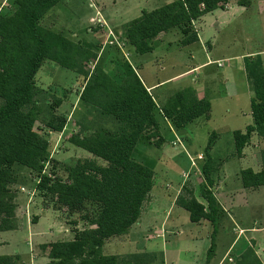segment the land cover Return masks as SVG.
Instances as JSON below:
<instances>
[{"label": "trees", "instance_id": "obj_1", "mask_svg": "<svg viewBox=\"0 0 264 264\" xmlns=\"http://www.w3.org/2000/svg\"><path fill=\"white\" fill-rule=\"evenodd\" d=\"M0 11V232L11 231L15 223V198L12 188L23 182L24 173L36 180L37 197L67 218L78 216L71 223L84 222L75 229L71 240L42 245L47 262L41 264H155L151 253L105 256L103 245L114 237L126 235L140 218L141 209L153 187L152 169L137 163L133 153L144 139L155 146L161 117L172 129L181 131L194 120H209L211 104L206 99L194 100L175 94L157 108L138 76L129 68L125 77L115 80L96 66L87 71L83 58L86 45L75 44L65 35L42 25L44 17L58 0H7ZM228 0H172L125 24L121 39L138 55L153 50L155 39L176 29L182 35L180 45L198 41L193 23L217 9ZM93 55V54H92ZM45 62L76 73L84 79L79 103L96 122L79 123L70 144L89 153L92 159L78 160L65 167V174L55 172L57 163L51 156L49 133L61 134L67 126L62 114L63 98L51 90L37 87L36 75ZM244 72L251 91L252 124L244 131H234L235 155L240 157L252 135L264 139V66L259 56L244 60ZM108 125L112 129L108 128ZM216 133L210 135L206 152L212 149ZM261 170L244 169L240 181L244 189L264 187V151L259 155ZM97 160H102L101 165ZM52 163L53 169L46 172ZM54 164V165H53ZM214 173L210 157L201 167L199 193L204 204L197 201L190 189L176 200L188 213L191 223L207 221L213 228L211 246L204 264H209L214 248V235L223 211L212 194ZM17 256H0V264H18ZM234 264H262L251 246L234 257Z\"/></svg>", "mask_w": 264, "mask_h": 264}, {"label": "rangeland", "instance_id": "obj_2", "mask_svg": "<svg viewBox=\"0 0 264 264\" xmlns=\"http://www.w3.org/2000/svg\"><path fill=\"white\" fill-rule=\"evenodd\" d=\"M59 1L58 9L56 7V10H59L56 13L58 18L56 31L62 29L63 33L73 41L94 44L98 43L97 41H101L100 34L103 35L102 33H99L98 37L95 36L94 38L92 33L86 32L88 25H90L88 22L89 18L95 16V7L100 5V0ZM228 1L230 3L229 10L223 11L226 14L212 25L215 29L209 31L210 35L204 36L207 37L206 40L212 46L209 50L201 48L199 43L182 48L180 46L182 35L175 29L168 32L164 39L165 42L169 43L167 50L158 48L151 54L136 55L140 60L139 63L134 62L131 58L127 59L130 65L137 70L138 75L143 79L145 78V81L146 79L149 82L171 79L155 92L159 97L162 96V98H159L161 99L160 104L177 93L188 97L190 95L197 97L198 90H200L199 94H203L207 100L211 101L212 109L208 121L203 118L196 119L187 125L185 129L178 132L159 119V136L163 140L162 143L159 146H155L154 141L156 139L152 143L144 139L139 141L133 153V159L137 163L152 169L156 182H163L170 174H172L171 179L173 181L179 182L182 180V173L185 174L186 171H189L187 172V179H183L186 183L192 184L193 188L197 187L198 193L202 183L201 167L205 163V157L202 155L197 160V156L205 154L206 146L212 133L218 135L213 154L215 156L229 157L228 164L218 174V178L225 177L223 188L226 186L239 187V171L253 168V163L249 159L232 157V153L235 150L233 132L243 129L245 123H249L243 115H239L240 109L249 110V100L245 97L243 59L245 60L248 56L251 58L259 56L264 66V0ZM103 2L105 5H111L112 0H103ZM121 2L123 1L116 0V6L107 8L106 12L118 11L122 7ZM134 2L136 4L138 2L142 3L143 0ZM90 4L95 6L91 7ZM7 5V0H0V11H3ZM144 9L149 11L153 8L145 6ZM218 13L220 14L221 11L219 10ZM207 23L211 24V22ZM69 31L77 33L74 36L76 39L70 37ZM109 44H114V40L112 43L109 41ZM109 49L114 52L112 48L108 47L107 50ZM129 49L134 56L133 49ZM160 56H164L161 61L157 60ZM101 60L97 64L100 68H102ZM207 61H218L222 67H217L216 64L218 62H213L206 67L184 74L193 66ZM124 62L122 55L114 59L117 69L119 65V69L124 70L127 66ZM102 63L103 65L107 64V69L109 68L105 57ZM89 66H87V71L89 72L96 67ZM235 66H238L236 68L242 67L237 70L234 68ZM180 74L182 75L180 76ZM228 74L236 78L234 84L237 96L234 98L229 97L234 87L223 80V77ZM35 81L37 87L51 90L50 94L52 96L63 98L61 112L67 115V126L61 134L49 133L47 140L52 145L51 156L57 163L54 171L64 176L65 167L74 164L78 160L93 158L89 153L74 147L69 142L70 136L79 131V123L82 121L85 124L96 122L94 115L86 114L84 106L77 101L79 100L78 93H80L78 90H80L84 80H77L76 74L72 71L63 69L52 62H45L38 71ZM1 105H3V101L0 99ZM108 128L112 129L110 125H108ZM176 138L181 139L182 144L177 142L176 146L173 143ZM253 142H258V138L255 137ZM260 149L264 150V147L260 146L255 149V152H260ZM189 157L195 161V166L191 167V170ZM97 162L101 165L105 164L102 160H97ZM52 169L51 163L47 167L46 172H50ZM23 177V182L14 186L12 191L16 195L15 202L17 206L21 205L25 209L26 224L21 222V215L18 214V227L15 230L0 232V256H17L19 257L17 259L18 264H40L45 254V251L41 249L42 245L59 240H70L76 233L73 231L74 228L82 230L87 226L84 222H79L77 225L71 223L72 220H78V216L67 218L65 212L56 211L52 207L47 208L43 201L37 197L34 189L37 181L28 173H24ZM190 178L192 181H190ZM22 194L25 195L26 199L21 196ZM249 195L250 211L240 209L241 213L247 212L248 215L246 216L249 218L245 222L238 224V209L231 214L230 218L235 222V226H232L229 222V226L220 230L224 232V235H219L220 233L217 235L216 233L214 236V248L209 257L210 264H217L223 258L241 227L246 228L252 225L254 221L257 223L256 227L264 225V189L260 193H249ZM167 201L169 202L168 199L163 201L165 209H167ZM162 210H159V212L161 213ZM176 212L182 214L176 224L181 234L166 236L162 241L159 239L158 241L148 242L144 239V233L140 234L138 231L140 235L134 236V239L130 233L139 230L138 221L132 226L127 233L128 235L116 239L109 245L104 244L101 253L103 255L121 256L164 251L167 264H204L211 244L207 233L212 232L213 228L208 225L207 229H204V227L191 223L188 214L182 209L175 208L171 214L172 219ZM36 217H38L37 223H35ZM249 236L255 239V242H251L255 253L261 259H264V230L260 233L252 234V236L249 234ZM165 242H167L166 245ZM248 245L242 238L229 253L231 261H228L227 255L221 264H234V257L244 251Z\"/></svg>", "mask_w": 264, "mask_h": 264}, {"label": "crops", "instance_id": "obj_3", "mask_svg": "<svg viewBox=\"0 0 264 264\" xmlns=\"http://www.w3.org/2000/svg\"><path fill=\"white\" fill-rule=\"evenodd\" d=\"M122 1H123V2H121L122 7L119 8L118 11H111V13L106 12L107 8H109L111 6L112 7L116 6V0H112L111 5H105L103 0H100L99 1L100 5H96L95 16L89 18L88 22L90 25H88V28L86 29V32L92 33V36L94 38H95V36L98 37L99 33L103 34V35L100 34L101 41H97L98 43H96V44L87 43V42L85 43V42H81V41H73L67 35H65L63 33L62 29H59V31H56L55 28H57V22H58V18H57L56 13L59 12V10H56V7L60 3L59 0H58V4L55 7H53L48 12V14L44 17V19L42 21V25L48 29H51L53 31H56V32H59V33L65 35L69 40H71L75 44L86 45L85 51L82 55L83 58L90 57V59L86 62V65L87 66L90 65L89 67L94 68L95 66H97V64H99V62L102 58V60H101L102 66L101 67H102L103 71L105 73H107L109 76H111L112 78H114L115 80L119 81L122 78H124L125 75L123 73L126 70V68H129V70L131 72L135 73L138 76V78L141 80V82L143 83L147 92L152 96L157 108L159 109L164 104H166L174 95L172 97H170L169 99H167L164 103L160 104L161 99H159V98H162V96L159 97L155 92L158 89H160L161 87H163L162 85L164 83L168 82L171 79L169 78V79H163L161 81L155 80V81L149 82L148 79H146V81H145V78L143 79L141 76H139L137 73V70H135L130 65V63L127 61L128 58H131L134 60V62L139 63L140 60H139L138 56H136L138 54L135 53L134 49L131 46H128L124 43L123 39H121V33H122V30H123V27L125 24H127L130 21L138 18L142 14L143 11H146L144 9L145 6H150V8H153V9L149 10V11H152V10L160 7L161 3H163V5H165V4L170 3L172 0H143L142 3L138 2L137 4L134 2L137 0H122ZM90 6L94 7L95 5L90 4ZM226 6L227 7H224L223 9H217V10H215L209 14H206L205 16L201 17L199 20H197L193 23V28H194L195 32L197 33V36H198V41L196 43H199L201 45V48H204V50L205 49L209 50L212 47L210 42L208 40H206L207 37H204V36L209 34V31H212V29H215L214 27H212V25L214 23H216L218 21V19H222L223 15L226 14V12H223V11L229 10V6H230L229 1H228ZM57 9H58V7H57ZM219 10L221 11L220 14L218 13ZM149 11H147V12H149ZM207 22H209V23L211 22V24H208ZM206 23H207V25H206ZM173 30H175V29H173ZM68 33L71 34L70 35L71 38L76 39V37H74L75 34H77L75 31H69ZM109 33L112 34V36H110ZM167 33H162L155 39L154 44H153V50L148 54L155 52L158 48H161L162 50H167V47H169V43L165 42V40H164ZM113 40H114V44H109V41L112 43ZM196 43H193L191 45H194ZM191 45H188V46H181L180 45V46L182 48H185V47H189ZM108 47L112 48L114 52H112L111 49L107 50ZM129 48L133 49V51L135 53L134 56L131 53V50ZM119 55H122V57L125 61L124 64H127V66L125 67L124 70L119 69V65H118V69H117V64H114V59L116 57H118ZM104 57L107 59L108 66H109L108 69H107V64L103 65V63H102ZM163 57L164 56H160L157 60L161 61V58H163ZM213 62H218V61H207V62L201 63L197 66L195 65L191 69H189V71H187L184 74L196 71L197 69L202 68V67H206L210 63H213ZM242 64H243V70H244V59H243ZM221 67H222V65H221ZM236 67H238V66H235L234 68L239 70L242 66L240 68H236ZM181 75L182 74H180V76ZM76 76H77V80H79V79L84 80L83 78H79V76L77 74H76ZM235 79L236 78L231 74L225 75L223 77L224 82L230 83L234 87V89H232V93L229 94L230 98H234L235 96H237V91L235 90V84H234ZM83 82H82V86H81L80 90H78L79 92H81V90H82ZM194 82H196V80H194ZM244 83H245V95H246L245 97L248 98V100H249V110L245 111L244 109L243 110L240 109L239 115H243V117L245 119H247L248 120L247 122H249V123H245L243 129L236 130V131H244L247 126L252 124V118H251V113H250L251 91H250L249 84H248L247 79H246V75H245V82ZM198 92H200V90L197 91V97L192 96V95H190L189 97L193 98L195 101L201 100V99H206L203 94L201 95ZM78 95H80V93H78ZM208 101L211 102L210 100H208ZM211 109H212V106H211ZM225 113H227V111H225ZM210 115H211V112H210ZM158 118L160 120H162L163 122H165L166 124L170 125V123H168L166 120H164L160 114H159ZM206 121H208V120H206ZM170 127H171V125H170ZM255 137H257V136L252 135L249 144L243 149L242 155L240 157L235 155V150L232 153V157L239 158V159H244V158L249 159V161H251V163H253V168H248V169H251L254 172H259L261 170L259 155H260V152L264 151V150L260 149V152H255V149H258L260 146H262V148L264 147V139L257 137L258 142L254 143L253 141H254ZM217 139H218V135H217L216 140ZM180 140L176 138V141H174L173 143L175 145L177 144V142L180 144L182 142V140L181 141ZM216 140L214 141L212 149L210 151H208V153L205 151V154H199L197 156V160L199 158H201L203 155L205 157V162H206L207 161V155H208L210 157V162L212 164V167L214 169L216 168V173H214V177H213L215 184H214V187L212 188V194L215 197V199L217 200V202L219 203V205L223 211V214L221 215V218H220L221 220L218 223V225H219L218 229L219 230L217 231V235H218V233H220L219 235H224V232H222L220 230L226 226H229V222L232 226H235V222L233 220H231L230 216L236 209H238L237 211L239 212L237 214V216L239 218L237 221L238 224L240 222H245L246 219L249 218L248 216H246V215H248V213L247 212L241 213L240 209H242V210L247 209L250 211L249 207H251V206L248 203V201L250 200V198H248V196H250L249 193H260V191H262V189H264V187H260L257 189H244V188H242L241 181H240L239 187L232 188V187L226 186L223 188V183H224L225 177L223 176V177L218 178V174L221 171V169L225 168L226 164H228V162H229L228 158L229 157L215 156L213 154V148L215 146ZM233 144H234V140H233ZM250 148H252V149H250ZM234 149H235V145H234ZM249 155H250V158H249ZM87 159H91V158H87ZM192 161H193V159L189 157L190 170L192 169L191 168V162ZM193 162H195V161H193ZM242 170H244V169H241L238 173L239 179H240V172ZM187 172H189V171H186L185 174H188ZM183 175H184V173H182V180L179 182L173 181L171 179L172 174H170L167 177V179H165L163 182H159V181L156 182L155 179L153 178L152 190L149 193L147 200L143 204V207L141 209L140 218L138 220L139 221V223H138L139 224V230H135V231H132L130 233L132 238L135 239L134 236H138V235L144 233V239L147 240L148 242H151V241H158L159 239L162 241V240H164V238H166V236L181 234V231L178 230V227L176 224L179 222L182 214L179 212H176L174 214L173 219H172V215H171L172 212L175 210V208L182 209L179 206H177V204H176L177 198L179 196L183 195V193H185V189H190L193 192V195L197 199V201L204 204V200L200 196L199 189H198V193H197V187L193 188L192 184H190L189 182L186 183L185 180L183 179ZM190 181H192L191 178H190ZM257 195H260V194H257ZM13 196H14V198H16V195L14 192H13ZM21 196L24 199H26L24 194H22ZM165 199L169 200V202L167 201V203H168L167 209H165L164 208L165 205H163L164 204L163 201ZM261 207H262V205H261ZM159 210H162L161 213L159 212ZM24 212H25V209L23 207H21V205L17 206V204H16V208H15L16 227H15V229L18 227V225H17L18 214L21 215V222L26 224L27 218H26ZM37 222H38V217H36L35 223H37ZM193 224H196L197 226L204 227V229H207L208 225H210V227H212L211 224L207 221H201L199 223H193ZM256 224H257L256 221H254L252 225H250L246 228L241 227L239 229V231H238L237 235L235 236V238L233 239L231 245L226 250L223 258L217 264H221L222 260H224L225 256H227V255H228L227 259H231L229 257L230 251L234 249V247L236 246L238 241H240L242 238L245 240V242H247L249 244L247 246V248L245 247L246 249H248L251 246L253 247L251 242H255V239L253 237H250L249 234H251V236H252V234H257V233H260L264 230V225L256 227ZM131 228H130V230H131ZM75 229L73 231H75ZM153 230H154V232H153ZM138 231L140 232V234L138 233ZM212 234H213V231L210 233H207L209 240H211L210 238H211ZM126 235H128V234H126ZM126 235H123V237ZM121 237L122 236L114 237V238L110 239L109 241H107L105 244L109 245L113 241H115L116 239H119ZM48 243H50V242H48ZM166 243L167 242H165V245H166ZM210 246H211V244H210ZM244 251L240 252V254H242ZM150 253L155 255V258H156L155 264H167L166 263V255H165L164 251H162L160 253H156V252H150ZM126 255H130V254H126ZM126 255H121L119 257H123ZM46 256H47V252H45L44 258H42L43 261H40L41 263L47 262ZM105 256H116V255H105ZM257 256H258V254H257ZM258 258L260 259L261 263L264 264V259H261L259 256H258ZM206 259H207V257H206ZM205 262H206V260H205Z\"/></svg>", "mask_w": 264, "mask_h": 264}, {"label": "built area", "instance_id": "obj_4", "mask_svg": "<svg viewBox=\"0 0 264 264\" xmlns=\"http://www.w3.org/2000/svg\"><path fill=\"white\" fill-rule=\"evenodd\" d=\"M111 35H112V34H110V36H111ZM217 66H218V67H221V64L218 62V63H217ZM199 159H200V158H199ZM193 166H195V163L192 161V162H191V167H193ZM187 177H188V174H184V175H183V178H184V179H187ZM228 261H231V259H228Z\"/></svg>", "mask_w": 264, "mask_h": 264}]
</instances>
